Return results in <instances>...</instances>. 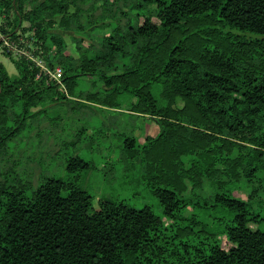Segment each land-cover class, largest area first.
Wrapping results in <instances>:
<instances>
[{
  "label": "trees",
  "instance_id": "1",
  "mask_svg": "<svg viewBox=\"0 0 264 264\" xmlns=\"http://www.w3.org/2000/svg\"><path fill=\"white\" fill-rule=\"evenodd\" d=\"M58 31L74 33L77 56ZM1 37L17 74L0 62V264H264V0H0ZM5 42L61 67L66 92ZM70 97L128 100L158 124L144 142L126 135L123 152L142 159L161 215L93 209L80 157L68 178L10 179V143L43 112L31 110ZM211 208L228 219L209 224Z\"/></svg>",
  "mask_w": 264,
  "mask_h": 264
},
{
  "label": "rangeland",
  "instance_id": "2",
  "mask_svg": "<svg viewBox=\"0 0 264 264\" xmlns=\"http://www.w3.org/2000/svg\"><path fill=\"white\" fill-rule=\"evenodd\" d=\"M120 5L129 11L122 2ZM118 16L121 19L124 17L121 13ZM153 20L158 23L156 18ZM58 32L65 37L69 51L77 56L74 33ZM96 33L101 36L104 31ZM13 55L19 56L14 51ZM0 62L10 75L17 74L14 63L4 53V46L0 48ZM82 88L92 89L87 83ZM127 108L128 100L121 109H115L70 97L32 109L33 113L40 109L43 112L36 119H30L28 127L10 143L6 158L19 165L17 174L10 179L32 182L36 187L46 178H68V161L80 157L92 165L91 169L82 172L79 185L92 196L93 209L100 208V201L109 200L122 202L134 209L149 207L161 215L163 208L143 179L142 159H129L123 152L126 135L144 142L146 136L159 134L160 127L149 116H134ZM8 167L9 164L3 161L0 174L6 172ZM210 193V183L206 181L201 194L208 196ZM234 195L249 199V193L245 190L236 191ZM204 215L211 225L219 218L228 219L222 208L208 209ZM223 247H230L224 238Z\"/></svg>",
  "mask_w": 264,
  "mask_h": 264
},
{
  "label": "built area",
  "instance_id": "3",
  "mask_svg": "<svg viewBox=\"0 0 264 264\" xmlns=\"http://www.w3.org/2000/svg\"><path fill=\"white\" fill-rule=\"evenodd\" d=\"M7 43L6 47L9 49L10 51H14L16 52V54H20V55H25L29 60H31L38 68H40L41 73H43L45 76L48 77V79L50 81L56 82L60 89L66 92L65 89V85L63 83V70L61 67H55V68H51L50 66H48L46 64V62L44 60H42L41 58H38L36 56H34L33 54L24 52L23 50L18 49V47H16V45L11 44L9 42H5Z\"/></svg>",
  "mask_w": 264,
  "mask_h": 264
},
{
  "label": "water",
  "instance_id": "4",
  "mask_svg": "<svg viewBox=\"0 0 264 264\" xmlns=\"http://www.w3.org/2000/svg\"><path fill=\"white\" fill-rule=\"evenodd\" d=\"M4 40H6V37H1L0 38V43H2Z\"/></svg>",
  "mask_w": 264,
  "mask_h": 264
}]
</instances>
